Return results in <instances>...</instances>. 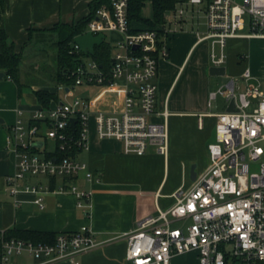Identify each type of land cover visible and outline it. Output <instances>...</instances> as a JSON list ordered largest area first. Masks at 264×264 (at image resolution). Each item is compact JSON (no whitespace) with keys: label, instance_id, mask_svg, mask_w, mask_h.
Segmentation results:
<instances>
[{"label":"built area","instance_id":"2783aa9c","mask_svg":"<svg viewBox=\"0 0 264 264\" xmlns=\"http://www.w3.org/2000/svg\"><path fill=\"white\" fill-rule=\"evenodd\" d=\"M203 16L207 32H197V43L209 42L211 67H226L234 44L264 42V0H186L166 15L164 24L143 29L131 24L128 0H112L99 8L87 32L104 34V43L107 33L120 35L112 48V65L105 69L84 59L69 75L74 83L59 85L63 101L33 111L28 122L24 111H17L7 137L16 159L15 173L6 179L8 191L35 195L40 209L47 193L72 195L90 218L91 192L74 181L100 178L69 153L89 149L93 127L100 140L121 142L126 154L146 155L154 149L167 159L171 113L167 108L157 112L159 61L169 57L171 34L184 31L188 20L198 19L200 26ZM72 52L83 53L74 42ZM254 79L246 68L211 92L209 106L221 96L234 109L209 114L217 120L215 140L208 146L210 165L191 188L174 192L172 207L158 209L157 216L124 235L128 264H171L174 257L190 252L197 254L198 264H264V90L261 83H251ZM82 86L100 90L92 98L76 97V87ZM73 119L77 122L72 126ZM199 126L203 128V116ZM48 140L55 143L54 151H47ZM36 143L43 146L36 148ZM39 177L62 182L55 189L22 184ZM98 246L89 226L59 234L55 244L12 238L3 240L0 264H12L13 257L23 255L38 264H82L81 256Z\"/></svg>","mask_w":264,"mask_h":264},{"label":"crops","instance_id":"0c3cea01","mask_svg":"<svg viewBox=\"0 0 264 264\" xmlns=\"http://www.w3.org/2000/svg\"><path fill=\"white\" fill-rule=\"evenodd\" d=\"M91 1L5 0L0 27L7 32L9 41L14 43L16 51L23 52L21 68L38 70L44 68L46 51L40 47L41 43L49 38H56L57 42V36L51 32V29L58 23L72 24L86 17L89 14ZM188 22L190 20L186 24ZM133 26L136 29L146 28L142 24H133ZM170 38L168 39L169 57L160 59L159 68L161 60L171 58ZM197 42L190 46L187 57L179 67L180 70L184 68L191 52L200 45ZM237 46L234 44L230 49L233 50ZM233 53L232 56L229 55L227 65L229 64L231 68L242 66L241 68L251 69L247 66L246 53H237V55ZM241 55H245L246 58L241 60ZM251 71L254 75V71L252 69ZM0 73L4 72L0 71ZM159 77L160 72L156 79L157 108ZM235 77H237L235 74L230 76L231 79ZM20 82L22 87L6 74L0 77V232L32 230L63 234L75 233L83 226H89L94 231L99 246L81 256L82 264H128L127 240L124 235L135 231L144 219L157 216L158 209L167 210L172 207L175 203L172 197L174 192L181 187L191 188L197 177L208 169L210 165L208 146L215 140L217 122L216 118L209 114L218 113L207 112L205 105L203 109L199 108L191 112L182 111L178 106L170 111L168 98L172 83L162 103L163 110L157 111L163 112L167 108L171 113L168 124L167 159L154 149L146 155L126 154L121 142L100 140L93 127L89 149L75 155L78 161L86 163L90 171L100 178L99 182L92 183L82 177L74 181L81 188L91 192V217L88 218L85 212L77 207V200L72 195L47 193L44 196L45 208L40 209L34 203L35 195L26 193L12 195L8 191L6 179L15 173L16 159L14 152L8 146L7 137L10 128L17 120V111L23 110L25 121L28 122L32 112L42 107L35 96V92L39 90L48 91L58 97L52 101H61V96L64 98L58 90L62 83L56 82V86L52 87L50 85L52 81H22V73H20ZM209 102L207 104L211 108L213 103L209 106ZM101 107L107 106L101 104ZM201 116H203V128L199 126ZM55 149L56 145L55 148L47 147L48 152ZM169 167H172L173 171L171 173L169 169L167 179ZM193 168L196 172L195 179L192 175ZM61 182L62 180L51 181L39 177L28 179L22 184H45L55 189ZM15 258L16 256L12 258V264H38L29 256L25 259ZM171 264H198V256L195 252L179 255L173 258Z\"/></svg>","mask_w":264,"mask_h":264},{"label":"rangeland","instance_id":"374dc122","mask_svg":"<svg viewBox=\"0 0 264 264\" xmlns=\"http://www.w3.org/2000/svg\"><path fill=\"white\" fill-rule=\"evenodd\" d=\"M142 16L146 19H153V8L151 3H147L146 7L143 9ZM245 18L248 20V17ZM197 20L198 19H195V21H190L188 24L184 25V31H178L177 33L171 34V38L169 40L171 58L169 60H161L159 68L160 77L157 81L160 88L158 94L159 99L157 111L163 110L162 103H164V99L166 98V95L173 83L168 98L170 111H173L175 107L178 106L182 111L191 112L196 111L199 108L203 109V106L205 105L207 112H225L228 105L226 100L219 96V98L213 102L212 107L209 108L207 104L209 102V96L211 92H216L219 90V88L226 85L231 80V74H235V76L240 77L242 72L246 69L241 68L242 66L231 68V66L228 64L226 76L211 75L209 42H204L198 45L195 50L191 52V54L188 56L186 64L184 65V68L180 70L179 67L187 57L190 46L198 41L197 32H200L201 35H204L207 32V27L205 24L206 20L204 16L199 21L200 26L198 25ZM244 32H247V29ZM106 37L107 43H110L113 50H115L117 43L121 38L120 35L116 33H107ZM37 47L38 46L36 45L35 48ZM40 47L44 48L46 51V66L41 68V70H38L37 68H21L22 81H52V84L50 85L55 87V73L57 69L56 38L47 39L45 42H43V44L41 43ZM232 51L235 52V55H237V53H246L248 55L247 66L251 67L256 78L251 81V83H261L262 90H264V42L258 40L245 41L235 47L233 50L230 49L229 55L231 56L234 54ZM85 60L90 62L91 58L87 57ZM244 86L245 83L242 82V89H244ZM99 90L100 88L96 86H82L76 87L74 93L76 97L91 98ZM61 98L63 101V96H61ZM47 147L55 148V143L51 140H48ZM40 155L43 154L41 153ZM169 169L171 173L173 171L172 167L167 168V179L169 178ZM26 257L28 256H16L17 259H25Z\"/></svg>","mask_w":264,"mask_h":264},{"label":"trees","instance_id":"16d2710c","mask_svg":"<svg viewBox=\"0 0 264 264\" xmlns=\"http://www.w3.org/2000/svg\"><path fill=\"white\" fill-rule=\"evenodd\" d=\"M112 0H92L89 4V14L76 23H58L51 32L57 36V69L55 81L64 83L68 86L74 81L69 78L70 73L79 67L87 57L96 61L102 68L108 69L112 65V46L105 42L102 46L95 48V56L85 53L72 52L74 38L87 31L89 22L95 16L97 10L103 5L109 6ZM129 2V20L131 24H142L147 28L156 27L164 24L166 15L174 11L178 4L186 0H128ZM147 3H151L153 8V19H146L142 16L143 9ZM5 0H0V20L4 13ZM26 47V46H24ZM23 52H17L14 43L9 41L7 32L0 27V71H3L7 77L12 78L20 87L21 63ZM35 96L44 107H48L53 99L58 97L48 91H36ZM75 151L69 155H76ZM60 154V153H59ZM60 156H64L60 154ZM59 234L53 232H41L32 230H9L4 233L3 239L0 238V254L3 252V240L12 238L31 241L35 244H55Z\"/></svg>","mask_w":264,"mask_h":264},{"label":"water","instance_id":"95a60500","mask_svg":"<svg viewBox=\"0 0 264 264\" xmlns=\"http://www.w3.org/2000/svg\"><path fill=\"white\" fill-rule=\"evenodd\" d=\"M104 34H100L98 36H94L91 32H87L86 34H82L79 36H76L74 38V43L80 46V49L83 53L89 54L91 56H95V48L98 46H102L104 43ZM227 73V69L225 67L223 68H210V74L213 76H225ZM4 73H0V77H4ZM234 109V103L231 104V106L228 108L229 111H232ZM77 122L76 119L72 120V126ZM43 146L42 143H36L34 147L41 148ZM193 178L196 177L195 168H193L192 171Z\"/></svg>","mask_w":264,"mask_h":264}]
</instances>
